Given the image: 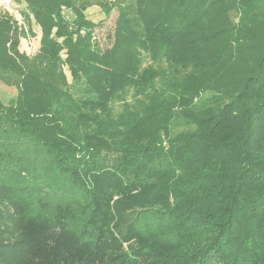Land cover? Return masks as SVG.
I'll list each match as a JSON object with an SVG mask.
<instances>
[{
	"label": "trees",
	"instance_id": "obj_1",
	"mask_svg": "<svg viewBox=\"0 0 264 264\" xmlns=\"http://www.w3.org/2000/svg\"><path fill=\"white\" fill-rule=\"evenodd\" d=\"M16 2L0 264H264V0Z\"/></svg>",
	"mask_w": 264,
	"mask_h": 264
},
{
	"label": "rangeland",
	"instance_id": "obj_2",
	"mask_svg": "<svg viewBox=\"0 0 264 264\" xmlns=\"http://www.w3.org/2000/svg\"><path fill=\"white\" fill-rule=\"evenodd\" d=\"M2 0H0V8H2ZM10 13L18 19L19 25L28 28V26L22 23L23 17L20 13V6L14 0L12 5L8 8ZM88 17L95 21L99 26L96 29V34L98 39H101L105 47L109 46V37L113 34L115 28V22L118 18V11L115 9L110 16L106 17L99 7L94 6L87 12ZM28 36L23 37L20 41V52L25 53L28 56H33L40 44L41 32L38 27H33V32H26ZM17 89L15 87H10L0 81V100L8 104L11 100L16 98Z\"/></svg>",
	"mask_w": 264,
	"mask_h": 264
},
{
	"label": "built area",
	"instance_id": "obj_3",
	"mask_svg": "<svg viewBox=\"0 0 264 264\" xmlns=\"http://www.w3.org/2000/svg\"><path fill=\"white\" fill-rule=\"evenodd\" d=\"M2 8L7 9L12 5V3L14 2V0H2ZM38 49V48H37Z\"/></svg>",
	"mask_w": 264,
	"mask_h": 264
}]
</instances>
